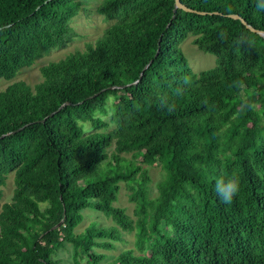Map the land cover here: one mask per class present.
<instances>
[{"label":"trees","instance_id":"obj_1","mask_svg":"<svg viewBox=\"0 0 264 264\" xmlns=\"http://www.w3.org/2000/svg\"><path fill=\"white\" fill-rule=\"evenodd\" d=\"M180 1L189 9L102 0L96 11L113 21L84 50L41 65L32 86L0 89V197L11 171L14 181L0 207V264H60L65 243L74 264H99L95 247L113 249L123 231L133 246L107 264H264V36L240 19L264 30V10ZM80 8L0 0V76L73 40ZM187 35L214 66L192 71L179 46ZM152 165L163 169L153 196ZM233 177L240 190L225 203L215 183ZM121 182L134 217L114 204ZM85 208L113 224L75 232Z\"/></svg>","mask_w":264,"mask_h":264},{"label":"rangeland","instance_id":"obj_2","mask_svg":"<svg viewBox=\"0 0 264 264\" xmlns=\"http://www.w3.org/2000/svg\"><path fill=\"white\" fill-rule=\"evenodd\" d=\"M81 8L79 12L69 21L73 27L76 35L70 42L63 46L53 47L43 53L42 56L35 59L34 63L30 66L22 67L16 75L11 79H6L0 76V89H3L8 83L13 80H23L31 86L41 80V74L39 68L41 65L47 63L50 60H57L67 53L84 50L87 43L93 42L98 36L101 35L105 27L113 20H106L102 14L96 11V6L102 0H80ZM192 36L187 35L179 44L183 51L188 64L194 73L199 72L203 69H208L215 65L216 56L209 52L199 50L191 41ZM112 97H110V100ZM108 113L103 114L104 119H108ZM85 123V127H86ZM111 125H109L110 127ZM124 156L130 157V153H123ZM150 174L149 182V193L155 195L156 183L163 177V169L159 165L148 166ZM14 187L13 171L9 172L6 178L5 184L2 186V195L0 197V207L5 201L11 199L12 190ZM115 205L123 206L126 212L134 217L133 215V203L128 198V189L123 182L120 183V189L118 192L117 200L114 202ZM83 218L78 226L75 228V232L82 231L89 222L95 221L99 225L108 226L113 224L110 217L105 216L102 212L85 208L82 211ZM123 239L115 243V247L110 250H104L102 248L95 247V251L105 253V257L100 260L99 264H107L108 261L113 259L120 251L133 246V232H122ZM55 257L60 258V264H74L72 249L70 243H65L64 246L60 247ZM80 264H87L85 259L80 260Z\"/></svg>","mask_w":264,"mask_h":264},{"label":"clouds","instance_id":"obj_3","mask_svg":"<svg viewBox=\"0 0 264 264\" xmlns=\"http://www.w3.org/2000/svg\"><path fill=\"white\" fill-rule=\"evenodd\" d=\"M257 7L264 10V0H258ZM239 190V181L234 177L229 179H217L214 187L217 196L225 203H230Z\"/></svg>","mask_w":264,"mask_h":264},{"label":"water","instance_id":"obj_4","mask_svg":"<svg viewBox=\"0 0 264 264\" xmlns=\"http://www.w3.org/2000/svg\"><path fill=\"white\" fill-rule=\"evenodd\" d=\"M178 7H181V8H184V9H189V8H187L184 4H182L180 0H174V8H173V10L175 11L176 8H178ZM229 15L232 16V17H234V18L239 17V16L236 15V14H229ZM240 19H241V21H242L247 27H249L251 30L256 31V32H258L260 35L264 36V30L255 29V28L252 27L250 24H247L243 18H240ZM158 50H159V43H158V47H157V50H156V52H155V55L158 53ZM150 61H151V60H150ZM150 61H149V62H150ZM149 62L146 63V64L144 65V67L141 69V71H140V73H139V75H138V78H137L136 80H134V81H133L132 83H130V84H136V83L139 81V79L142 77V74H143L144 70H145L146 67L148 66ZM123 86H124V85H117V86L112 85V86H109V87H110V88H116V87H123ZM94 95H95V94H94ZM66 103H67V101L63 102V103L57 108V110L60 109L62 106H64ZM50 114H52V112H51ZM42 120H43V119H42ZM20 128H21V127L17 128L15 131L19 130ZM15 131H10V132H8V133H6V134H10V133H13V132H15ZM3 135H4V134H2V135H0V136H3ZM59 223H60V222H59ZM59 223H58L57 225H59ZM57 225H56V226H57Z\"/></svg>","mask_w":264,"mask_h":264}]
</instances>
